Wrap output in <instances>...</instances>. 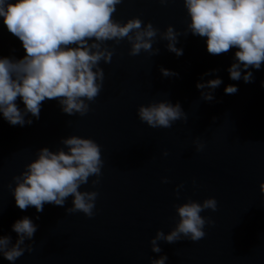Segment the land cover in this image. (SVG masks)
<instances>
[{
    "label": "water",
    "instance_id": "water-1",
    "mask_svg": "<svg viewBox=\"0 0 264 264\" xmlns=\"http://www.w3.org/2000/svg\"><path fill=\"white\" fill-rule=\"evenodd\" d=\"M112 18L121 24L139 18L142 27L150 22L158 32L152 50L137 54L127 37L102 43L112 57L98 62L102 86L92 100L83 98L85 113H66L57 98H45L30 124L13 125L0 116V235L15 241L11 225L24 215L37 224L14 264H151L161 255L165 264H264V62L252 69L251 81L232 80L227 68L233 50L207 51L204 38L188 30L184 0H120ZM169 25L182 55L166 47L162 33ZM23 54L20 40L0 23V55ZM161 66L178 75H163ZM210 69L216 71L203 75ZM215 76L222 83L206 100L196 82ZM230 83L238 86L234 93L224 91ZM158 100L179 102L185 117L170 127L148 125L138 107ZM71 135L100 145L101 172L80 185L98 192L94 215L68 211L71 195L39 212L31 205L20 209L14 177L40 148L66 149L63 138ZM209 196L217 207L201 213L212 221L203 237L159 239L161 251L152 250L157 230L175 227L177 204ZM0 264L13 262L0 255Z\"/></svg>",
    "mask_w": 264,
    "mask_h": 264
},
{
    "label": "clouds",
    "instance_id": "clouds-1",
    "mask_svg": "<svg viewBox=\"0 0 264 264\" xmlns=\"http://www.w3.org/2000/svg\"><path fill=\"white\" fill-rule=\"evenodd\" d=\"M118 3L120 0H0V23L20 40L24 49L19 57L0 55V116L13 125L30 124L32 117L39 118L45 98H57L66 113L83 114L88 110L83 98L92 100L102 86L103 70L98 62L110 61L112 57V51L102 47L103 42L127 37L132 54L141 49L152 50L158 29L150 22L142 27L139 18L122 24L115 21L112 14ZM184 5L189 15L188 30L204 38L209 53L233 50L234 58L227 68L230 78L251 81L252 69H260L264 62V0H184ZM162 36L170 51L182 55L183 48L177 47L178 33L172 25ZM160 71L165 76L178 75L163 66ZM214 71L210 69L203 75ZM221 83L222 78L215 76L198 80L196 87L203 90L204 99L212 100ZM237 87L226 84L224 91L234 93ZM137 112L152 127H170L185 117L180 103L169 100L142 104ZM63 144L66 149L40 148L25 171L14 177L15 203L20 209L35 206L39 212L45 203L63 205L71 195L72 207L68 211L79 210L93 216L98 192L80 190V185L87 183L90 175L100 174V145L76 135L63 138ZM197 148L202 149L203 145L197 143ZM216 207L217 200L212 196L202 202L189 199L177 204L179 219L175 227L167 233L158 229L151 238L152 250L161 251L156 242L159 239L172 242L181 234L192 240L203 237L205 224L212 221L201 213ZM11 228L16 239L0 235V255L14 264L25 252L22 245L26 238L33 237L37 224L24 215L14 220ZM166 259V255H161L151 264H165Z\"/></svg>",
    "mask_w": 264,
    "mask_h": 264
}]
</instances>
